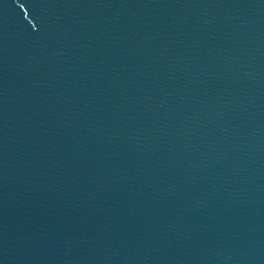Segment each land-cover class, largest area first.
Returning <instances> with one entry per match:
<instances>
[{"label":"water","instance_id":"1","mask_svg":"<svg viewBox=\"0 0 264 264\" xmlns=\"http://www.w3.org/2000/svg\"><path fill=\"white\" fill-rule=\"evenodd\" d=\"M0 264H264V0H0Z\"/></svg>","mask_w":264,"mask_h":264}]
</instances>
